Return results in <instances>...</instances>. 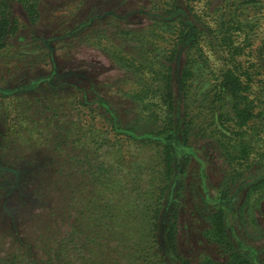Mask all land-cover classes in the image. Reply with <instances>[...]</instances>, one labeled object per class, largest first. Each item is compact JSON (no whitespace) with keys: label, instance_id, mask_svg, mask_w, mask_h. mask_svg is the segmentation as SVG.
<instances>
[{"label":"trees","instance_id":"16d2710c","mask_svg":"<svg viewBox=\"0 0 264 264\" xmlns=\"http://www.w3.org/2000/svg\"><path fill=\"white\" fill-rule=\"evenodd\" d=\"M37 1L0 0V48L6 46L9 38L18 30L19 19L12 11L13 3L23 4L30 19L35 21L39 15ZM153 3L157 10L153 22L147 27H124L121 30V34L131 32L137 35L136 47L142 55L130 53L129 56L128 53L124 54L125 51H119L120 58L131 64L128 67L133 69L132 73L129 72L130 76L144 68L157 82L153 87V81L148 79L135 92L141 102L138 108L143 120L150 122V130L146 129L148 125L123 127L103 89L95 81L91 80L87 86L73 83L77 92L72 94V106L79 112L71 120H64V117L74 114L72 111L56 114L53 119L54 131L45 130L48 136L46 145L53 153L64 154L63 159L54 164V173L58 178L43 176L50 171L49 165L52 167L48 163H29L20 168L14 164L9 166L8 159L0 161V187L2 193L7 191L0 195L3 196V200L0 199V264H264V229L257 225L259 229H254V234L246 233V240L235 241L229 231L226 206L212 203L203 195L200 207L195 206V211L197 217L205 222L201 235L212 249L211 252L199 250L200 253L193 255L186 252L180 235L182 193H172L173 198L170 196L167 202L172 192L174 172L170 143L174 133L167 135V132H173L176 128L178 87L186 97L184 104L188 109V96L195 84V77L202 76L201 71L208 69L206 50L220 56L224 66L213 91L229 106L231 113V125L222 123V126L236 136L243 135L256 116L255 97L253 99L249 95L254 78L250 73V62L256 57L259 66L264 69V46L260 50L252 48L254 24L242 23L235 17L224 18L228 3L220 4L225 9L216 15L212 24L208 15L202 13L204 9L194 11L190 0H153ZM152 30L156 35L153 32L148 34ZM48 51L51 50H47L50 62L46 64L52 62L49 65V78L69 74L59 73L57 62ZM182 53L184 63L180 67ZM144 56L152 58L151 61L143 59ZM197 68L200 72L196 71ZM158 91L160 106L165 110L161 118L163 125L160 126L157 123L160 116L151 108L153 102L146 99L148 94ZM210 92V89H204L201 93L205 94V100L212 97ZM57 95L55 93L53 96L54 101L59 98ZM86 102L96 103L95 114L91 117L93 120L110 121L112 128L122 129L119 134L128 138L125 140L129 143L128 150L130 146L142 149L138 156L128 151L126 162L115 160L110 163L102 157L105 153L120 155L123 146L120 143L117 146L121 148L114 144L107 145L111 150L100 153L103 144L97 143L104 132L100 131L95 138L88 137V133L95 132L91 124L86 126L85 114L78 106ZM156 106L159 107L158 103ZM106 113L112 114L111 118L108 117L111 120L103 118ZM21 123L32 134L44 131L38 123L31 127L25 126L23 120ZM191 126V120L186 121L183 134H188ZM240 140V144L231 145L232 148L240 146L236 153L223 144L228 149L227 155H233L230 163L235 161L234 164L238 165L237 168L233 167L235 174H239L240 168L253 164L251 153H246L242 147L244 139ZM153 141L158 142L155 154L159 161H156V166L151 165L152 159L145 157L144 152L154 150L151 147L155 143ZM219 143L222 147L221 140ZM141 155L144 156L136 169L138 174L133 175L134 166ZM257 163L264 166V159ZM20 170H24L23 175H19ZM103 173L109 177H102ZM226 183H221L223 196L219 199H230L228 193L235 189ZM44 184L49 185L48 198L38 192L43 190L41 186ZM263 193L264 175L246 186V197L239 209L240 221L249 212L258 211L264 216V210L260 207ZM253 194L259 196L250 203ZM253 220L256 222V219ZM32 223L37 227L33 228Z\"/></svg>","mask_w":264,"mask_h":264},{"label":"rangeland","instance_id":"374dc122","mask_svg":"<svg viewBox=\"0 0 264 264\" xmlns=\"http://www.w3.org/2000/svg\"><path fill=\"white\" fill-rule=\"evenodd\" d=\"M151 1L38 0L39 15L35 21L30 19L23 4L13 3L12 11L19 19L18 30L14 36L9 38L8 44L0 48V161L8 159L9 166L14 164L15 167L19 166L20 168L29 163H48L52 167L49 165L50 171L44 173L43 176L48 175L51 179L58 178L54 173V164L61 161L64 154L53 153L46 145L48 136L45 130H53V119L56 114L61 115L64 111H72L74 114L64 117V120H71L75 118L76 112H79L72 106V94L77 92L73 83H77L78 86H87L91 80L95 81L103 89L104 95L115 111L114 115L116 114L123 127L148 125L146 129L150 130V122L143 120L141 110L138 108L141 102L135 92L138 86L148 79L150 82L153 81V87L157 82L153 80L152 74L147 72L148 69L144 68L130 76L129 72L132 73L133 69L128 67L131 64L120 58L119 51H125L124 54L128 53L129 56L130 53L141 54L140 49L136 47L138 45L137 35L126 31L121 34V30L123 31L124 27H147L153 22L154 13L157 10L154 8L153 0ZM190 1L194 11L201 12L204 9L202 13L208 15L211 24L214 23L216 15L225 9L220 7V4L228 3V10L224 18L228 20L230 17H235V19L243 21L242 23L254 24L252 48L260 50L264 46V0ZM208 5H210L209 8ZM152 32L153 30L148 34ZM120 34L121 36H119ZM153 35H156L155 31ZM98 38L101 39L100 42H98ZM48 49L51 50L48 52L52 53L57 62L56 66L58 65L59 71H61L59 73L63 75L67 72L69 74L55 75L49 78L51 73L49 65L52 62L49 65L46 64L50 62L47 55ZM206 52L209 56L208 69L205 70L206 72L201 71L202 76L195 77V84L188 96L187 104L190 106L188 109L184 104L186 97H184L181 87H178L176 128L173 132H167V135L174 133V137L170 141L174 156L172 192L168 195L167 202L170 196L173 198L172 193H182L180 235L185 251L192 255L198 254L202 250L211 252L210 245H207L206 239L201 235L205 222L197 217L195 211V206L200 207L202 195L208 197L212 203L226 206L229 231L235 241L246 240V233L254 234V229H259L257 225L264 229V216L258 211L244 214L242 221H240L239 215V209L246 197V186L264 175L263 164L261 166L257 163L264 159V69L259 66L256 57L251 60L250 73L254 78L249 88V95L253 99L255 97L256 116L252 119V125L246 133L236 136L222 126V123L227 126L231 125L230 108L213 91L216 83L218 84V77H220L224 66L223 59L208 49ZM143 59L149 62L152 58L144 56ZM179 61L181 67V64L184 63L183 53ZM196 71L200 72V69ZM126 72L129 74L125 75ZM208 81L212 82L211 86ZM204 89L205 91L211 90L212 97H208V100H205V94H201ZM55 93H58L59 97L56 101L53 100ZM146 99L153 102L154 105L151 108L156 110L160 116L157 123L159 126L163 125L161 118L164 117L165 110L163 106H160V92L150 93ZM55 103L61 104L56 106ZM157 103L159 107L156 106ZM78 106L80 111L85 114L86 126L91 124V128L95 132L94 134L88 133V137L95 138L100 134V131L104 132L103 137L100 135L97 143L103 144L99 149L100 153L111 150L107 145L114 144L117 148H121L120 145L123 146L120 155L105 153L102 156L108 163L115 160L126 162L128 151L135 156H138L142 151L135 146H130L128 150L129 143L125 142L128 138L119 134L122 131L119 127L112 128L110 121L97 122L91 118L95 114L96 103L86 102ZM111 115L106 113L103 118L111 120L109 119ZM23 116L24 119H21ZM22 120L25 126L29 127L38 123L40 127L44 128V131L40 134H32L21 126ZM188 120H191L192 126L187 131L188 134L185 135L183 134L184 125ZM151 127L153 128V125ZM241 138L244 139L242 147L246 153H251L253 164L240 168L239 174H235L233 167L237 168L238 165L234 164L235 161L230 163L233 155H227L226 151L229 149L236 153L240 146L232 148L231 145L240 144ZM220 140L222 147L219 143ZM153 142L155 143L151 144V147L154 150H145L144 152L146 153L145 157L152 159L153 164L151 165L156 166L158 158H156L155 148L158 147V142ZM117 143L120 145L117 146ZM223 144H226L228 149L224 148ZM143 156L141 155L137 159L133 175L138 174L136 169L142 163L141 157ZM112 157L114 160H111ZM19 172V175H23L24 170ZM101 176L109 177L104 173ZM226 182L235 189L229 191L230 199L222 200L219 199L220 196H223L221 183L225 184ZM41 187L43 190L38 189V192L47 197L49 185L44 184ZM2 192L3 189L0 187V195L7 191ZM257 196L259 195L253 194L250 203ZM2 197H0L1 201ZM260 207L264 210V193ZM253 219H256V222ZM32 225L33 228L37 227L35 223Z\"/></svg>","mask_w":264,"mask_h":264}]
</instances>
